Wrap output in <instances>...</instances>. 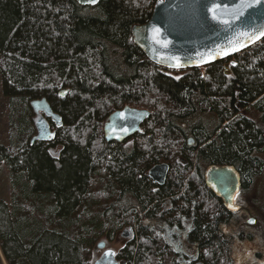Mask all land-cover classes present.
I'll return each instance as SVG.
<instances>
[{"label": "trees", "instance_id": "16d2710c", "mask_svg": "<svg viewBox=\"0 0 264 264\" xmlns=\"http://www.w3.org/2000/svg\"><path fill=\"white\" fill-rule=\"evenodd\" d=\"M155 1L0 0L1 89L12 115L0 144L9 181L0 264H92L96 241L125 227L132 238L116 253L120 264H178L158 225L185 222L197 264H240L225 229L232 214L204 171L232 167L244 192L263 170L264 38L174 76L131 41ZM41 98L62 124L47 119L51 139L32 142L29 102ZM125 106L149 116L122 143L106 142L104 123ZM161 163L169 170L157 185L147 173Z\"/></svg>", "mask_w": 264, "mask_h": 264}, {"label": "water", "instance_id": "95a60500", "mask_svg": "<svg viewBox=\"0 0 264 264\" xmlns=\"http://www.w3.org/2000/svg\"><path fill=\"white\" fill-rule=\"evenodd\" d=\"M75 1L81 6L94 7L99 0L95 3H91L90 0ZM250 2L254 3V0ZM240 3L241 0H156L149 20L131 28V41L148 60L161 68L187 70L205 67L233 57L264 38L248 43L247 38L240 35L264 27V9L260 5L246 9L244 15L239 18L231 16L230 13L234 12ZM214 4L220 6L218 12L222 14V19L230 21L229 24L212 19V13L208 11V8ZM156 28L160 30L156 39L161 43H156L153 39V29ZM237 39L246 46L239 51L231 52L228 56L219 55L213 60H208L209 52L226 49L230 46V42ZM164 42L167 43L166 47L162 46ZM202 60L207 62H201ZM177 64L179 67L176 66ZM29 107L36 117L33 122L35 135L31 141H49L52 131L47 119H50L58 128L62 124L60 117L52 111L44 98L31 100ZM148 116L147 110L129 106L111 113L103 125L105 141L122 143L139 132L140 125ZM122 129H127V132ZM167 173L168 165L161 163L151 167L147 175L153 183L163 185ZM204 181L209 190L222 200L225 208L232 211L228 205L234 203L231 197L239 191V174L229 166H210L204 172ZM234 206L237 208L236 205ZM249 221L253 219H249L247 224H251ZM126 235L122 233L123 237ZM96 248L102 250V253L93 264H119L115 252L106 249L103 241L99 242ZM110 251L114 255H105ZM0 259L2 260V257Z\"/></svg>", "mask_w": 264, "mask_h": 264}, {"label": "rangeland", "instance_id": "374dc122", "mask_svg": "<svg viewBox=\"0 0 264 264\" xmlns=\"http://www.w3.org/2000/svg\"><path fill=\"white\" fill-rule=\"evenodd\" d=\"M168 73L174 76H178L180 74L178 71H168ZM11 116L9 101L2 93L0 79V144L8 145V141L10 139ZM35 119L36 117L34 116V120ZM52 153L55 155L57 151L55 150ZM259 158H261L264 163V151L259 154ZM0 197L4 199H8L9 197L8 172L3 163L0 164ZM237 199L240 200L241 206L244 207L243 213L240 214V212H234L228 226L225 228L228 234H230L234 239L235 258H237L240 264H264V231H256L247 224L248 219H253V221L264 225V167L262 172L253 177L250 188L245 190L242 194L240 193ZM238 200H236V204H239ZM252 214H255L257 217L254 218L250 216ZM165 227L166 225L164 223H160L158 225V229L161 234L163 233ZM188 228L189 223L185 222L182 227L183 232H181L180 239L179 237L176 239V234L174 233L171 237L177 241H171L165 236V242L170 244L173 249H176V245L179 242H184ZM165 230L167 233L169 232L168 228H165ZM122 233H126L127 236L123 237ZM131 238L132 232L128 227L118 230L112 241L107 240L105 237L99 238L94 245L92 264L102 253V250L96 248V245L99 242L103 241L105 243V248L113 250L116 254L119 249L124 246L125 242ZM258 252L263 253V259H255V253ZM118 263L120 264L119 261Z\"/></svg>", "mask_w": 264, "mask_h": 264}, {"label": "snow or ice", "instance_id": "6c2138e0", "mask_svg": "<svg viewBox=\"0 0 264 264\" xmlns=\"http://www.w3.org/2000/svg\"><path fill=\"white\" fill-rule=\"evenodd\" d=\"M91 3H95L96 0H90ZM257 5H260L262 9H264V0H254L253 2H250V0H241V3L239 5L236 6V9L234 12L230 13L231 16L235 17V18H239L241 16L244 15V12L246 9H251V8H255ZM220 8L219 5H213L212 7L208 8V11L212 13V19L216 20L220 23H224V24H229L230 21L229 20H224L222 19V14L218 12V9ZM159 29H153V39L156 43H161V41H159L158 39H156V37L159 35ZM243 37L247 38L248 43H253L254 41L260 40L262 37H264V27H261L251 33L248 32H244L240 34ZM163 47L167 46V43L164 42L162 44ZM246 45L239 39L230 42V46L226 49L223 50H219V51H215V52H209L208 54V60H213L216 58V56L219 55H223V56H228L231 54V52H236L239 51L241 48L245 47ZM201 62H207L202 60ZM172 66V65H169ZM177 67H179V65H176ZM121 117H123V113L120 114ZM124 132H127V129H122ZM238 197V193L235 196H232L231 199L234 203H231L228 205V207L233 211H237L238 209L234 206L235 205V201L237 200ZM249 223H255V221H249ZM105 255H114V253H112L111 251L108 253H105Z\"/></svg>", "mask_w": 264, "mask_h": 264}, {"label": "flooded vegetation", "instance_id": "af4514ba", "mask_svg": "<svg viewBox=\"0 0 264 264\" xmlns=\"http://www.w3.org/2000/svg\"><path fill=\"white\" fill-rule=\"evenodd\" d=\"M207 169V168H206ZM205 169V170H206ZM169 170V169H168ZM205 172V171H204ZM240 177V176H239ZM250 184H251V182H250ZM248 188H250V185L248 186ZM241 191V179H240V188H239V191H238V195L241 193H243V192H240ZM237 195V194H236ZM238 200V199H237ZM239 202V204H236V201H235V205L237 206V211H235V213H238V212H240V214H242L243 213V209H244V207L243 206H241V204H240V200H238ZM232 215L234 214V212H232V211H229ZM262 224H260V223H257V222H255V223H251V224H249V226L251 227V228H253L254 230H256V231H264V225H262ZM182 227H183V225H182ZM182 227H181V229H178V228H173V227H169V226H167L166 225V227L165 228H168L169 229V232L167 233L166 232V230H165V228H164V230H163V233H162V237H163V239H164V241H165V238L167 237L169 240H171V241H175L178 237H179V239H180V236H181V232H183V230H182ZM176 234V236H175V238L176 239H172V235L173 234ZM166 236V237H165ZM177 241V240H176ZM166 243V242H165ZM186 243H187V236L185 235V239H184V242L183 243H178L177 245H176V249H173L172 248V246L170 245V244H168L169 245V247H170V249L172 250V252L174 253V255H175V257H176V260H177V262H178V264H197L196 263V260H197V255L196 254H193V253H191V251L187 248V245H186ZM167 244V243H166ZM255 259H257V260H261V259H263V253H261V252H258V253H255Z\"/></svg>", "mask_w": 264, "mask_h": 264}]
</instances>
